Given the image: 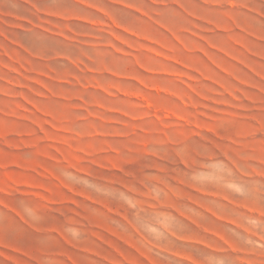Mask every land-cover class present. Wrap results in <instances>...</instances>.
<instances>
[{
    "label": "rangeland",
    "instance_id": "obj_1",
    "mask_svg": "<svg viewBox=\"0 0 264 264\" xmlns=\"http://www.w3.org/2000/svg\"><path fill=\"white\" fill-rule=\"evenodd\" d=\"M0 264H264V0H0Z\"/></svg>",
    "mask_w": 264,
    "mask_h": 264
}]
</instances>
